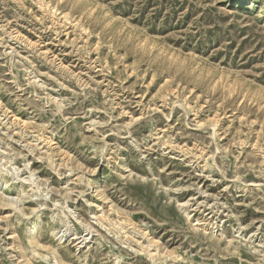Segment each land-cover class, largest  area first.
Instances as JSON below:
<instances>
[{"label":"rangeland","instance_id":"rangeland-1","mask_svg":"<svg viewBox=\"0 0 264 264\" xmlns=\"http://www.w3.org/2000/svg\"><path fill=\"white\" fill-rule=\"evenodd\" d=\"M0 264H264V0H0Z\"/></svg>","mask_w":264,"mask_h":264}]
</instances>
